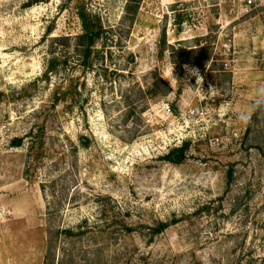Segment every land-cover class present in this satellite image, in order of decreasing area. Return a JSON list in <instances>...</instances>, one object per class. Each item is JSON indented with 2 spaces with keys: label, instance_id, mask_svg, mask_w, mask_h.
I'll return each instance as SVG.
<instances>
[{
  "label": "rangeland",
  "instance_id": "rangeland-1",
  "mask_svg": "<svg viewBox=\"0 0 264 264\" xmlns=\"http://www.w3.org/2000/svg\"><path fill=\"white\" fill-rule=\"evenodd\" d=\"M0 264H264V0H0Z\"/></svg>",
  "mask_w": 264,
  "mask_h": 264
},
{
  "label": "trees",
  "instance_id": "trees-1",
  "mask_svg": "<svg viewBox=\"0 0 264 264\" xmlns=\"http://www.w3.org/2000/svg\"><path fill=\"white\" fill-rule=\"evenodd\" d=\"M99 35L98 34H93V33H90L89 32V30H86V28H85V34H83L82 36H80V40H82V39H87L88 40V42H89V44H90V46H92L93 45V43H94V37L95 38H97ZM174 152H176V153H178L179 155H180V158H182V152L180 151V150H176V151H174ZM164 227H162L161 226V228L158 230V232L161 230V229H163Z\"/></svg>",
  "mask_w": 264,
  "mask_h": 264
},
{
  "label": "built area",
  "instance_id": "built-area-1",
  "mask_svg": "<svg viewBox=\"0 0 264 264\" xmlns=\"http://www.w3.org/2000/svg\"><path fill=\"white\" fill-rule=\"evenodd\" d=\"M263 0H240L242 6L246 9L256 8Z\"/></svg>",
  "mask_w": 264,
  "mask_h": 264
}]
</instances>
